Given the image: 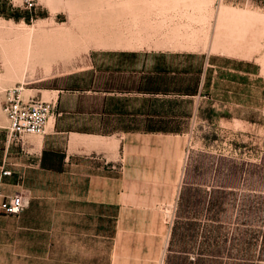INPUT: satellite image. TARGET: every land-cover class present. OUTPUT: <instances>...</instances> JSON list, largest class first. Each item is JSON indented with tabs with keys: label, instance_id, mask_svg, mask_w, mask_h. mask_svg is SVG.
<instances>
[{
	"label": "rangeland",
	"instance_id": "obj_1",
	"mask_svg": "<svg viewBox=\"0 0 264 264\" xmlns=\"http://www.w3.org/2000/svg\"><path fill=\"white\" fill-rule=\"evenodd\" d=\"M118 57L159 69L134 83L142 73L104 71ZM11 63L29 65L19 78ZM0 72L6 134L7 89L53 101L54 88L77 80L97 92H64L75 117L58 126L104 123L107 132L93 133L110 135L72 145L47 120L44 133L23 136L56 152L60 169L47 170L45 189L40 173L20 212L45 213L50 236L0 237L15 248L2 262L264 264V0H0ZM109 82L127 93L121 114L101 111ZM195 85L199 93L176 100L128 94ZM148 119L180 129H139ZM89 187L121 206L91 203Z\"/></svg>",
	"mask_w": 264,
	"mask_h": 264
},
{
	"label": "crops",
	"instance_id": "obj_2",
	"mask_svg": "<svg viewBox=\"0 0 264 264\" xmlns=\"http://www.w3.org/2000/svg\"><path fill=\"white\" fill-rule=\"evenodd\" d=\"M126 55V54H125ZM115 63L108 65L104 68L105 72H123L128 71L132 73H142L143 75L139 76L138 80H134V83H139V79L151 77L154 75L156 70L159 69V65L152 64L149 66V69L145 70L147 68L146 64H136L135 60L128 59L126 57H118L116 60H114ZM174 70H171L170 73H174ZM95 79L93 78V81ZM111 82L108 83V87H106L103 91V93L106 95L104 104L102 108L109 109L110 111H119L120 109L125 107V98L120 96L127 94L125 92H122L119 87H116L110 85ZM89 86V84L87 85ZM87 86H82L78 83L77 80H75L73 83H71L68 87H64L66 89H63L61 87H56L52 90V92L55 94V100H53V104L55 109L57 110V117L53 119V116L50 115L48 122H47V128L53 129V132L55 134H67L68 136H71L70 143L73 144H86L88 143V139H95V141H99L97 143L107 144L108 141H103L104 139H107L110 137V135H103V134H95L93 131H96L95 128H89L88 126H67V127H59L58 122L62 118L68 117H75V114L73 112L67 111V109H71V106H67L63 102V93L67 92L68 94H77L80 91L88 92V93H96V90H91ZM191 91L189 88L184 87H177L175 89H162V88H150V89H138L133 88L128 90L129 95H152V96H172V99H178L177 97H193L195 94L200 92L198 86L196 88H192ZM46 90V89H44ZM176 97V98H174ZM132 99V98H130ZM69 114V115H67ZM73 116H72V115ZM106 114V113H105ZM117 113H109V115H115ZM6 127L7 125L2 122V119H0V176L3 182V192L4 193H12L16 190L23 189L28 194V202L24 206V208L28 207L30 194L35 188L34 185L37 182L38 188L40 187V173L42 175L41 178V188L45 189L46 187V181H45V175L47 170H52L46 168L45 166L41 165V157L43 149H45V140H42L41 138L33 141H27L24 140L22 145L19 146V144L11 143L9 140H6ZM50 131V130H49ZM77 135V136H76ZM84 138H83V137ZM51 137V136H46ZM80 138V139H79ZM82 140L81 142V139ZM86 139V140H85ZM74 140V141H73ZM76 141V142H75ZM30 145L31 148H34V150H26V145ZM16 147V148H15ZM20 147V149H19ZM32 155V156H31ZM66 159V158H65ZM3 169H10L11 174H3ZM61 171L63 169L61 168ZM96 177L105 179L106 181H109L110 178L117 179L118 181L121 179V177H110L109 175H103ZM119 192H122L120 190ZM91 193V187L87 190V197L88 201H90L93 204L105 206L109 205L111 203H116L118 206H121V202H117L114 200H110L109 196L107 198H94L89 197ZM30 201H35L34 199ZM24 208L22 210H24ZM102 217L105 215L103 212L99 213ZM46 214L45 213H32V214H7L4 212H0V237H14L17 236L18 233L17 229H22L23 232L21 236L23 237H43L46 238L47 236H50V234L46 233L45 225H42L43 222L46 221ZM15 248L12 245H6L3 243H0V253L3 252H14ZM23 251H30L29 248L23 249ZM0 264H29L27 262H2L0 260Z\"/></svg>",
	"mask_w": 264,
	"mask_h": 264
},
{
	"label": "built area",
	"instance_id": "obj_3",
	"mask_svg": "<svg viewBox=\"0 0 264 264\" xmlns=\"http://www.w3.org/2000/svg\"><path fill=\"white\" fill-rule=\"evenodd\" d=\"M54 104L36 94L24 97L20 86H14L5 91L3 110L8 119L6 140L15 144L23 143V136L30 133H44L46 122L53 112ZM3 174H11L10 169H3ZM28 202V194L23 189L12 193L3 192V182L0 176V212L18 214Z\"/></svg>",
	"mask_w": 264,
	"mask_h": 264
},
{
	"label": "trees",
	"instance_id": "obj_4",
	"mask_svg": "<svg viewBox=\"0 0 264 264\" xmlns=\"http://www.w3.org/2000/svg\"><path fill=\"white\" fill-rule=\"evenodd\" d=\"M13 17L15 18H18L19 17V13L15 12L12 14ZM24 19L26 21H28V13L26 12V15L23 16ZM197 84V82H196ZM196 88V85L194 87V89ZM191 91L193 89L189 88ZM106 109L102 108L101 111L102 113H117V114H121L122 112L121 111H105ZM148 122L142 126H138L139 129H142V130H149V131H157V130H162V131H175V130H179V126H173L171 125L169 122L170 120H164V119H157V120H154V119H148L147 120ZM115 128H122L124 130L127 129V127H120V126H116ZM98 131H101V132H107L108 128L107 126L104 124V123H101L98 125V127L96 128ZM95 129V130H96ZM55 155H56V152L53 151V150H50V151H46L45 149H43V152H42V157H41V165L45 166L46 168H49V169H53V170H59V166L55 165L54 164V158H55ZM47 156L48 159H47ZM60 157L64 158V153L63 154H60L59 155ZM178 220L175 221V223L173 224L172 226V234H171V240H170V246H172L173 244V239L175 237V235L177 234V222Z\"/></svg>",
	"mask_w": 264,
	"mask_h": 264
},
{
	"label": "bare ground",
	"instance_id": "obj_5",
	"mask_svg": "<svg viewBox=\"0 0 264 264\" xmlns=\"http://www.w3.org/2000/svg\"><path fill=\"white\" fill-rule=\"evenodd\" d=\"M32 29V28H31ZM2 30V29H1ZM39 30V29H38ZM32 31V30H31ZM29 44V43H28ZM24 45V44H23ZM27 45H25V47H26ZM29 46V45H28ZM31 47V46H30ZM27 50L29 51V49L27 48ZM28 53V52H27ZM28 56V55H27ZM20 62H22V61H20ZM29 65V64H28ZM27 64H25V63H17V64H12L11 63V65L10 66H12V68L11 69H9V72H12L13 73V75L14 76H16V77H19V78H21L22 76H23V74L25 73V71H26V67L28 66ZM8 70V69H7ZM8 72V73H9ZM2 76H4V75H2V73L0 72V79L2 78ZM7 78V77H6ZM27 90V89H26ZM29 90V89H28ZM77 136V135H76ZM83 137V136H82ZM84 138V137H83ZM81 139V142H82V140H84V139ZM80 139V138H79ZM86 140V139H85ZM74 141V140H73ZM76 142V141H75ZM79 143V142H78ZM166 217H168V216H166ZM164 253V252H163Z\"/></svg>",
	"mask_w": 264,
	"mask_h": 264
}]
</instances>
